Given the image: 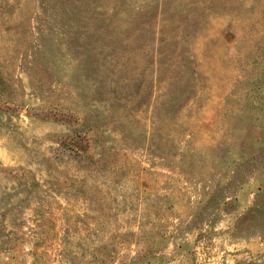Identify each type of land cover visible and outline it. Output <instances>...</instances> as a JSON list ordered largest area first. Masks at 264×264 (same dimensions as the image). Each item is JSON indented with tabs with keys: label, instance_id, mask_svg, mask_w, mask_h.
<instances>
[{
	"label": "rangeland",
	"instance_id": "obj_1",
	"mask_svg": "<svg viewBox=\"0 0 264 264\" xmlns=\"http://www.w3.org/2000/svg\"><path fill=\"white\" fill-rule=\"evenodd\" d=\"M0 264H264V0H0Z\"/></svg>",
	"mask_w": 264,
	"mask_h": 264
}]
</instances>
